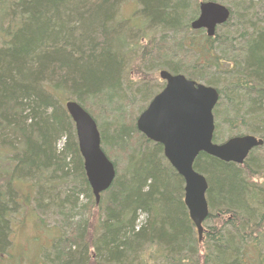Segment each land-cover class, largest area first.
<instances>
[{
    "label": "trees",
    "instance_id": "16d2710c",
    "mask_svg": "<svg viewBox=\"0 0 264 264\" xmlns=\"http://www.w3.org/2000/svg\"><path fill=\"white\" fill-rule=\"evenodd\" d=\"M204 1L230 10L213 37L190 27ZM161 70L218 90L214 142L264 140V0H0V263L28 215L48 242L36 264H264V144L243 164L197 156L200 239L184 179L136 126ZM67 100L116 168L99 203Z\"/></svg>",
    "mask_w": 264,
    "mask_h": 264
},
{
    "label": "water",
    "instance_id": "95a60500",
    "mask_svg": "<svg viewBox=\"0 0 264 264\" xmlns=\"http://www.w3.org/2000/svg\"><path fill=\"white\" fill-rule=\"evenodd\" d=\"M229 17L230 10L224 4L204 1L199 4V15L190 27L203 29L208 37H213L217 27L225 24ZM159 77L165 81V86L138 116L136 126L149 140L163 146L165 157L184 179V201L201 239L203 223L209 215L208 182L195 170V159L203 152L225 162L243 164L251 150L262 146L264 140L245 134L222 143L214 142L218 90L167 70H161ZM65 107L75 124L86 176L99 203L101 194L115 179V165L102 149L100 131L93 116L73 100H67Z\"/></svg>",
    "mask_w": 264,
    "mask_h": 264
},
{
    "label": "rangeland",
    "instance_id": "374dc122",
    "mask_svg": "<svg viewBox=\"0 0 264 264\" xmlns=\"http://www.w3.org/2000/svg\"><path fill=\"white\" fill-rule=\"evenodd\" d=\"M137 9V3H124L121 7V16L125 19L131 18ZM43 236L42 230L35 225L33 218L27 215L24 225L15 223V230L12 234L13 248L10 250L11 255L0 264H36L40 256V250L44 246H48V242Z\"/></svg>",
    "mask_w": 264,
    "mask_h": 264
},
{
    "label": "bare ground",
    "instance_id": "6f19581e",
    "mask_svg": "<svg viewBox=\"0 0 264 264\" xmlns=\"http://www.w3.org/2000/svg\"><path fill=\"white\" fill-rule=\"evenodd\" d=\"M200 3H201V2H200ZM191 29H192V28H191ZM192 30H193V29H192ZM142 112H143V111H142ZM142 112H141V113H142ZM141 113H140V114H141ZM216 143H222V142H216Z\"/></svg>",
    "mask_w": 264,
    "mask_h": 264
}]
</instances>
